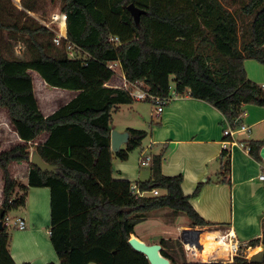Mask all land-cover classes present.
<instances>
[{
	"label": "trees",
	"instance_id": "16d2710c",
	"mask_svg": "<svg viewBox=\"0 0 264 264\" xmlns=\"http://www.w3.org/2000/svg\"><path fill=\"white\" fill-rule=\"evenodd\" d=\"M131 3L145 10L139 23L128 9ZM37 5L38 0H22L19 9L13 0H0V111L6 112L21 139L0 151L3 220L10 211L25 207L30 187H48L50 240L61 264H151L129 239L152 212L170 208L172 214H186L191 225L213 223L190 201L204 183L186 195L182 174L162 172L164 152L150 155V179L133 183L145 195L132 193L130 181L114 178L115 159L128 160L148 132L128 128L125 147L111 149L114 114L135 100L124 87L108 85L116 74L110 64L119 63L129 82H142L155 95L167 97L173 88L178 95L205 100L238 127L246 105L264 107V86L250 79L245 67L246 59L264 65V0H61L77 58L66 50L50 53L51 31L30 15ZM6 32L25 37L31 59L6 55ZM31 71L51 86L79 93L47 116ZM246 144L251 155L261 159L264 140ZM32 148L57 172L33 165ZM20 162L29 163L27 185L13 173ZM230 174L231 158L224 150L219 181L230 183ZM154 189L161 194H152ZM159 243L172 264H264V259L251 262L243 248L233 262L179 263L172 252L177 246L185 257L183 243L164 238ZM259 243V238L250 241L253 246ZM0 264H17L8 225L0 230Z\"/></svg>",
	"mask_w": 264,
	"mask_h": 264
},
{
	"label": "crops",
	"instance_id": "0c3cea01",
	"mask_svg": "<svg viewBox=\"0 0 264 264\" xmlns=\"http://www.w3.org/2000/svg\"><path fill=\"white\" fill-rule=\"evenodd\" d=\"M117 66L119 75H124L120 64ZM245 67L250 79L264 86V65L255 59H246ZM34 74L39 81L40 91L46 94L42 103L41 101L38 102L42 112L48 116L55 112L59 106L56 109L49 108L47 102L51 100L47 101L49 100L48 85L38 72L34 71ZM119 79L114 76L108 82V85L115 86ZM34 86L36 97L39 100L37 95L39 89L35 83ZM78 93V91L66 89L64 95L59 98L63 101L61 105L68 103ZM145 104L150 105L144 107ZM243 111L245 112L243 123L251 127V132L240 135L239 139L243 142L251 139L264 140V107L246 105ZM118 112H124L126 119L118 124L114 114L113 129L124 132L128 128H136L134 120L145 122L148 125V129L151 131L150 141L147 147L141 149L142 152L150 151L151 153H148L150 155L164 152L162 172L165 175L182 174L184 178L182 188L186 195H192L197 185L200 182L204 183L201 192L192 197L190 201L201 216L213 223L208 226L209 229H212L218 235L232 231L241 242L244 253L246 251L252 253L260 249L258 245L262 243L264 231V180H261L259 176L264 173V160L262 157L257 159L252 156L247 147L233 145L228 151L231 158L230 183L219 181L218 174L221 171V155L224 151L222 143L226 118L214 105L205 100L195 99L189 93H186V95L166 103L161 114H158L157 107L148 101H135L132 104L122 105ZM12 130L15 134L12 140L15 142L20 141L17 132L14 129ZM1 139L4 140L5 136H0ZM8 147L4 148L0 144V151ZM123 147H125V144L122 145ZM32 151H34V148H32ZM116 160L118 159L114 161V178L128 180L125 178L126 166L118 164L116 170ZM140 166H146L141 164V159ZM29 169V163L27 162L16 163L13 166L15 178L27 185L29 182ZM116 173H118V176ZM3 188L4 180L0 170V209L3 201ZM20 209L22 213L19 217L26 221V227L18 229L10 238V251L15 262L17 264L24 262L33 264L54 262L61 264L50 236L48 237L45 231V229H48L50 235V189L48 187H30L26 205ZM169 210L165 213H170L171 209L169 208ZM143 222L145 223V221ZM143 222L138 225L143 224ZM138 225L133 235L147 243H151L149 240H152L153 236H150V233L148 236L145 233L143 236L140 235L148 231L149 228L139 231L137 230ZM196 227L199 226L191 225V222L188 224L178 223L176 224L175 234L165 232L160 238L182 242V230ZM152 228L158 229L156 231L159 233L162 231L161 226L157 224ZM255 238L260 239V243L255 245L257 247L250 245V241ZM188 255L191 256L189 261H201L200 259L195 260L197 257H193L191 251L188 252ZM223 255L225 256V253ZM210 258L212 259L206 262L219 260L214 259L212 256Z\"/></svg>",
	"mask_w": 264,
	"mask_h": 264
},
{
	"label": "rangeland",
	"instance_id": "374dc122",
	"mask_svg": "<svg viewBox=\"0 0 264 264\" xmlns=\"http://www.w3.org/2000/svg\"><path fill=\"white\" fill-rule=\"evenodd\" d=\"M14 4L16 5V7H18L19 9L22 8V0H13ZM59 6L61 7V0H38V5H37V9L34 12H30V15L33 16L39 23H43L49 20L50 14L53 10L54 7ZM6 39H5V44H4V49L6 52V55L11 58V59H26L29 60L31 59L33 52L32 50L29 48V44H27V41L25 40V37H13L10 36V34L8 32L5 33ZM50 53L52 54H57L59 53L58 49H54V48H50ZM32 75H34V83L36 85V87L39 89L37 91V95L39 100L38 101H43V98L46 97V94H44L45 92H41V88L39 87V81L38 79H36V75L34 74V71H31ZM37 73V72H36ZM250 78V77H249ZM48 88H49V97L47 102L49 104V108L50 109H56L58 106H60L63 101L60 100L59 98L64 95V91L66 89L64 88H59V87H54L51 86L49 84ZM45 104V103H44ZM40 105V103H39ZM150 104H145L144 107H147ZM156 107V106H155ZM126 119L124 112L121 113H115V120L116 123H121L122 121H124ZM134 120V119H133ZM135 124L136 128L139 129H145L148 132V136L143 140L142 146L140 148H137L136 150H134L131 154L130 157L128 158V160H116V167L115 169L117 170V165L118 164H123L126 166V179H128L132 184L136 183L138 181H146L148 179H150L151 177V167L150 166H145V167H141L140 166V159H142V157L147 156L148 153H151L150 151L143 153L142 152V148L143 147H147L150 141V134L151 131L148 129V125L145 122H139L134 120L133 121ZM121 127V126H120ZM2 129V130H1ZM13 128L11 127L10 124V120L8 119L7 115L5 114L4 111L0 112V136L4 135L5 139L4 140H0V144L3 145V147H8L11 146L12 144L15 143L14 140H12V138L15 136L13 130ZM14 139V138H13ZM143 153V154H142ZM154 153V151H153ZM150 155V154H148ZM116 175L118 176V173H116ZM21 193V192H20ZM165 211H170L169 208H165V209H161V210H157L152 212L145 221V223L143 222V224L138 225L137 230L141 231L144 228H149L148 231L143 232L142 234H140L141 236H143V234H147V236L149 235V233L151 234L150 236L152 237V240H149V242L151 243H158L161 240V236H163L162 234L166 233H170L172 232L173 234L176 233V224L178 223H185L188 224L190 223V219L189 217L184 214V213H179V214H172V212L170 213H165ZM22 211L21 209H15L10 211L9 213V217L11 218L10 223L8 225V229L10 232V238L15 234L16 231H18V228L15 226V221L17 219V217H19V215H21ZM157 224L159 226H161V232L159 233L158 229H153L152 227ZM207 228L208 231H212V229H209L208 227H204ZM48 237L50 236L48 234V229H45ZM144 234V235H145ZM149 236V237H150ZM260 246V245H259ZM185 249V257L184 254H182V251L179 247L175 246L172 252V255L175 257V259L181 263L184 261V259L187 260H191V256L188 255V252H190L191 250H187L184 246ZM192 252V256L193 257H197L195 258V260L200 259L201 262H206L207 260H211L212 258H210L209 253H206L204 250H196V251H191ZM217 252L220 253V257H215L216 259H222L225 260L226 258L221 257V254L224 252V250L222 248H219L217 250ZM215 252V253H217ZM252 252V251H251ZM255 252V251H253ZM252 252V253H253ZM212 253V252H211ZM252 253H249V251H246L243 254H245L247 257H249ZM209 255V257L207 256ZM214 258V257H213ZM214 258V259H215ZM193 259V258H192Z\"/></svg>",
	"mask_w": 264,
	"mask_h": 264
},
{
	"label": "built area",
	"instance_id": "2783aa9c",
	"mask_svg": "<svg viewBox=\"0 0 264 264\" xmlns=\"http://www.w3.org/2000/svg\"><path fill=\"white\" fill-rule=\"evenodd\" d=\"M67 14L62 11L61 7L56 6L53 8L49 20L46 22H43L42 24L46 26L51 31V42L55 49H58L60 51L66 50L70 57L77 58V52H76V45L71 43L68 38L67 33ZM111 40H114L113 38H110ZM119 63H111L110 67L115 71V76L120 78L118 80V83L115 85L117 87H124L126 90L129 91L131 96L135 101H148L151 102L153 105L157 107L158 114H161L164 111L166 103L177 99L179 97H182L186 94H180L178 95L175 90L172 88L171 94L167 97H162L155 95L149 91V88L142 87V82L138 83H131L127 80L125 75H119L118 73V65ZM114 78V77H113ZM245 115V112L243 111L242 117ZM251 132V127L245 123H241L238 127H232L227 121L226 126L224 128V140H223V150L230 151L231 147L233 145H240L241 147H247L246 142H243L241 139H239L240 135L249 134ZM248 148V147H247ZM249 150V148H248ZM151 161V156L147 155L145 157H142L141 164L148 166ZM259 178L261 180H264V173H262ZM131 191L132 193L136 195L143 196L147 192L142 191L139 189V187L136 184L131 185ZM154 195L161 194V191L159 189H154L152 192ZM11 218L7 217L6 221H4L5 225H9ZM15 225H17L18 229H24L26 227V221L21 218L17 217L15 221ZM222 239H225V241L228 243V247L226 249V255L221 256L223 258H226L225 260L233 262L235 260V257L240 255L242 244L241 242L236 238L235 234L232 233V231H228L227 233L222 235Z\"/></svg>",
	"mask_w": 264,
	"mask_h": 264
},
{
	"label": "water",
	"instance_id": "95a60500",
	"mask_svg": "<svg viewBox=\"0 0 264 264\" xmlns=\"http://www.w3.org/2000/svg\"><path fill=\"white\" fill-rule=\"evenodd\" d=\"M131 14L133 15L136 23L140 22L141 15L145 13V10L141 9L134 3H131L128 6ZM130 134L128 131L120 132L116 129H112L111 132V149L114 152L119 151L122 148L123 144H126L129 140ZM260 156L264 160V146L260 150ZM30 162L41 169L43 172L56 173L57 170L54 165H51L43 160L39 153L34 150L31 154ZM5 210L0 209V230L4 229V217ZM207 231V228L196 227V228H186L181 232L182 242L187 250L196 251L201 249V234ZM129 243L132 247L143 253L151 264H172L171 260L162 254L163 246L161 243H147L144 240H141L136 235H132L129 239ZM251 262H262L264 259V231L262 236V243L260 249L253 252L248 257Z\"/></svg>",
	"mask_w": 264,
	"mask_h": 264
},
{
	"label": "bare ground",
	"instance_id": "6f19581e",
	"mask_svg": "<svg viewBox=\"0 0 264 264\" xmlns=\"http://www.w3.org/2000/svg\"><path fill=\"white\" fill-rule=\"evenodd\" d=\"M201 238V249L204 250L206 253L211 254L212 257H220V253L217 252L219 248H222L224 252L221 254V256L226 255V249L228 247V243L225 241V239H222V235H218V233L214 231H205L200 236ZM212 252V253H211ZM217 252V253H215ZM209 257V255H207ZM225 257V256H224Z\"/></svg>",
	"mask_w": 264,
	"mask_h": 264
}]
</instances>
